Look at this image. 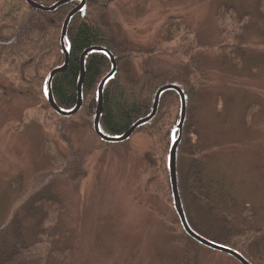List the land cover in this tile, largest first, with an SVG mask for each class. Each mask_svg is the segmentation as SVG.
<instances>
[{
	"label": "rangeland",
	"instance_id": "rangeland-1",
	"mask_svg": "<svg viewBox=\"0 0 264 264\" xmlns=\"http://www.w3.org/2000/svg\"><path fill=\"white\" fill-rule=\"evenodd\" d=\"M263 1L114 0L106 16L116 41L146 52L154 72L186 79L189 69L175 55L179 40L165 39L177 26L180 32L181 26L194 32L200 50L196 60L204 76L196 112L203 176L228 195L234 223L256 229L260 249L251 256L257 261L264 259ZM11 8L10 27L29 16L20 1ZM234 13L243 20L237 32L243 59L238 57L237 64L220 50L225 43L221 17L229 25ZM8 71L0 67L1 227H8L16 214L23 216L25 203L44 191L67 208L54 227L71 249L65 264H185L189 256L195 264H240L189 241L175 224L173 205L148 194L145 176L153 155L149 137L137 133L126 143H105L76 119L64 125L41 106L42 91L28 84L22 66V84ZM70 149L79 159L65 173Z\"/></svg>",
	"mask_w": 264,
	"mask_h": 264
},
{
	"label": "trees",
	"instance_id": "trees-1",
	"mask_svg": "<svg viewBox=\"0 0 264 264\" xmlns=\"http://www.w3.org/2000/svg\"><path fill=\"white\" fill-rule=\"evenodd\" d=\"M17 1L22 2L30 13L18 25L10 27L7 24L10 19L9 10H12V5ZM31 1L49 8L61 0ZM84 1L85 11L74 15L66 31L68 65L62 73L54 76L50 84L57 107L63 111H71L77 105L81 58L92 48L108 51L116 62L115 76L103 89L99 127L105 136L122 137L138 121L150 115L156 94L161 88L177 86L186 100V120L177 148L176 176L187 224L201 238L237 252L249 264H262L263 258L257 261L251 256V253L260 249V244L256 243L257 237L254 236L256 229L246 226L239 228L233 221L229 208L231 202L228 195L223 194V188H220L222 186H219L218 190L213 184L215 181L207 182L203 176L205 161L204 152L196 140V112L200 105V88L204 84V76L196 60L200 50L197 48L194 32L187 30L185 26L180 27V32L177 26L165 39V43L173 39L179 40V51L175 55H179L177 60L188 67L191 76L186 79L156 73L149 66L146 52L116 41L115 29L106 21L107 11L114 0ZM79 3V0L70 1L50 13L34 10L23 0H3V7L0 8V67L9 68L8 74L13 77V81L19 80L22 84L21 78L18 77L22 66L28 84L39 87L42 91L40 98L44 99L41 106L49 109L43 94V85L47 76L62 67L65 62L61 46L62 28L67 15ZM261 6L264 11V1ZM221 14L226 17V13ZM223 17L221 23L225 43L220 50L228 52L227 58L230 57L231 61L237 64L240 62L238 57L241 58L238 50L243 47L237 32L241 29L243 20L238 14H231L230 18L233 19L230 24H235L231 28L230 24L225 25ZM179 35L180 38L175 39ZM184 57L188 61H183ZM111 70V61L105 54L88 53L84 60L83 103L80 110L74 116L66 118L60 117L50 109L52 114L64 122V125L76 119L87 125L96 136L93 121L97 108V91L101 81ZM180 105V96L176 91L162 93L156 116L135 132L149 137L153 145L152 160L145 176L147 183L149 182L148 194L158 195L170 206L173 205V199L168 167L169 152L172 134L179 123ZM65 127L59 131L62 132ZM174 134L178 137L177 131ZM69 156L67 168L63 170L65 173L72 172L79 159L77 151L73 149L69 150ZM64 205L62 200L44 191L29 199L25 203L23 216L16 214L8 227L0 226V264H65L71 249H67L63 244V237L59 234L61 232L54 229L60 222V215L66 212ZM26 223L34 224L26 228ZM175 224L185 234L179 219ZM186 238L193 241L187 235ZM185 264H195V257L189 256Z\"/></svg>",
	"mask_w": 264,
	"mask_h": 264
},
{
	"label": "water",
	"instance_id": "water-1",
	"mask_svg": "<svg viewBox=\"0 0 264 264\" xmlns=\"http://www.w3.org/2000/svg\"><path fill=\"white\" fill-rule=\"evenodd\" d=\"M28 6H30L31 8L38 10V11H43V12H54L56 11L60 6L69 3L70 1H74V0H61L60 2L54 4L53 6L49 7V8H45L42 7L38 4H35L34 2H32L31 0H23ZM80 4L74 8L66 17L64 24H63V28H62V35H61V46L63 49V53L65 56V62L63 64L62 67L57 68L55 70H53L46 78L45 83L43 85V94L44 97L50 107V109L56 113L57 115H59L60 117L66 118V117H72L74 116L81 108L82 103H83V99H82V83H83V79H84V60L85 57L87 56L88 53L90 52H97V53H103L105 54L111 61L112 64V70L110 72L109 75H107L100 83L99 87H98V91H97V95H98V100H97V108H96V113H95V118L93 121V130L96 134V136L103 142L105 143H122V142H126L127 140H129L137 131V129L144 125L145 123H147L148 121H150L151 119H153L156 116L157 113V108H158V103H159V99L162 93L169 91V90H174L178 93V95L180 96V118H179V123L176 126L175 131L178 132V137L175 138V134L173 132L172 134V138H171V146H170V152H169V163H168V167H169V176H170V183H171V190H172V199H173V207L174 210L177 214V217L179 219L180 225L183 229V231L185 232V234L190 237L193 241H195L196 243L211 249L213 251H217L226 255H229L231 257H233L235 260H237L240 264H249L240 254H238L235 251H232L228 248L219 246L217 244H214L208 240H205L203 238H201L200 236H198L196 233H194L190 227L187 224L186 221V217L184 214V210H183V206H182V202H181V198L179 195V190H178V186H177V176H176V157H177V148L178 145L180 143V137H181V132L186 120V100H185V96L183 94V92L174 85H169V86H165L163 88H161L155 97V101H154V105H153V109L152 112L150 113L149 116H147L144 119H141L140 121H138L135 125H133L129 131L124 134L122 137H108L105 136L99 127V121H100V116L102 113V100H103V89L104 86L106 85V83L111 80L116 73V62L114 60V58L111 56V54L104 50V49H100V48H92L87 50L82 58H81V72H80V77L78 80V86H77V91H78V101H77V105L75 106V108L71 111H63L61 110L59 107H57V105L54 102V99L52 97L51 94V89H50V84L52 79L54 78L55 75L62 73L67 65H68V61H69V52L66 49V41H65V36H66V31L68 28V25L71 21V19L74 17V15H76L77 13L80 12H84L85 11V1L84 0H79Z\"/></svg>",
	"mask_w": 264,
	"mask_h": 264
}]
</instances>
